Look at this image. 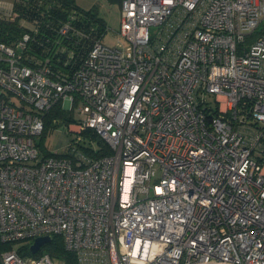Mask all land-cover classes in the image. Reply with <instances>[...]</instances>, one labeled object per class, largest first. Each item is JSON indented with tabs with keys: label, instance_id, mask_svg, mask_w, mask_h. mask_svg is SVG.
<instances>
[{
	"label": "built area",
	"instance_id": "obj_1",
	"mask_svg": "<svg viewBox=\"0 0 264 264\" xmlns=\"http://www.w3.org/2000/svg\"><path fill=\"white\" fill-rule=\"evenodd\" d=\"M120 1L127 45L98 38L65 71L33 52L35 21L0 41V243L60 236L73 256L0 264H264V0ZM56 106L77 137L42 159ZM89 129L112 155L81 149Z\"/></svg>",
	"mask_w": 264,
	"mask_h": 264
},
{
	"label": "trees",
	"instance_id": "obj_2",
	"mask_svg": "<svg viewBox=\"0 0 264 264\" xmlns=\"http://www.w3.org/2000/svg\"><path fill=\"white\" fill-rule=\"evenodd\" d=\"M14 3V11L19 15L16 21H10L0 14V41L11 44L15 39L20 37L24 32L29 31L27 25H23L22 21L37 22L38 32L33 34V52L40 58L51 55L53 52L52 62L53 68L59 71L75 67L82 56L86 55L91 49L94 41L103 38L107 32L106 24L103 19L98 17L95 12L79 13L74 11V6L69 0H12ZM76 13V14H75ZM72 15H76L73 19ZM66 22H70L73 30L81 31L83 35L70 33L68 39L64 40L62 48L66 52L54 53L55 41L59 36V28ZM255 37L249 38L248 43L252 42ZM76 55L77 61L71 65H67L68 52ZM45 129L41 135L40 143L37 145L42 150V142L46 136L48 128L55 127L56 123H64L69 125L77 122L73 114L61 109L60 106L54 107L44 116ZM83 143L81 149L90 157L99 159L112 155L111 147L99 137L93 130H86L82 133ZM88 145V147L86 146ZM56 156L52 153H45L41 158L46 159ZM66 156V155H61ZM12 244L5 245L0 243V250H12ZM22 255L33 256L30 252V246H22L18 249ZM48 253L54 258H58L67 263H71L73 256L64 248L63 239L55 236L53 241L45 245L40 254Z\"/></svg>",
	"mask_w": 264,
	"mask_h": 264
},
{
	"label": "rangeland",
	"instance_id": "obj_3",
	"mask_svg": "<svg viewBox=\"0 0 264 264\" xmlns=\"http://www.w3.org/2000/svg\"><path fill=\"white\" fill-rule=\"evenodd\" d=\"M12 0H6L8 7L11 5ZM74 6V11L79 13L95 12L98 17L104 20L107 28V32L104 34L103 42L109 47H116L118 44L124 46L127 42L120 35L122 25V2L120 0H69ZM156 28H151V35H155ZM15 102L18 106L22 105V101L19 98H15ZM76 118L81 119L80 114L75 112L73 114ZM77 122L69 124L71 125L72 132H77ZM55 127L48 128L45 138L42 142V156L45 153H52L56 156L66 155L68 152V144L76 140V135L70 133L69 127L64 123H56ZM41 139H38L40 143ZM32 241L14 244L12 250H18L22 246H31Z\"/></svg>",
	"mask_w": 264,
	"mask_h": 264
},
{
	"label": "water",
	"instance_id": "obj_4",
	"mask_svg": "<svg viewBox=\"0 0 264 264\" xmlns=\"http://www.w3.org/2000/svg\"><path fill=\"white\" fill-rule=\"evenodd\" d=\"M52 241H53V237L51 236L41 237L36 239L34 243L30 246L31 254L37 255L45 245H47Z\"/></svg>",
	"mask_w": 264,
	"mask_h": 264
}]
</instances>
